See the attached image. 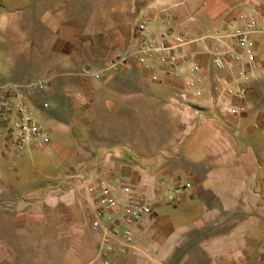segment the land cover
Masks as SVG:
<instances>
[{"label":"crops","instance_id":"crops-1","mask_svg":"<svg viewBox=\"0 0 264 264\" xmlns=\"http://www.w3.org/2000/svg\"><path fill=\"white\" fill-rule=\"evenodd\" d=\"M103 4L37 0L29 41L0 15V30H9L4 45L14 53L10 59L2 51L9 68L0 74V93L42 83L28 104L50 137L43 150L16 154L0 122V205L35 217L61 208L70 223L63 236L80 238V264H143L177 249L199 253L196 264H264V113L250 98L252 84L264 81V40L254 36L256 70L243 100L224 96L231 78L203 47L210 38L211 51L213 38L242 29L252 12L264 15V0ZM75 14L73 28L68 16ZM144 18L154 20L155 32L190 42L187 52L202 70L199 98L184 77L152 83L128 59ZM182 181L191 188L177 203L156 201ZM127 183L151 200L152 215L129 226V246L114 241L108 251L104 235L120 226L121 208L100 213L89 189L120 198ZM165 204L170 213L159 216Z\"/></svg>","mask_w":264,"mask_h":264},{"label":"built area","instance_id":"built-area-1","mask_svg":"<svg viewBox=\"0 0 264 264\" xmlns=\"http://www.w3.org/2000/svg\"><path fill=\"white\" fill-rule=\"evenodd\" d=\"M153 23L152 18L137 22L134 30L136 46L128 59L147 73L152 83H158L162 78L178 80L184 77L185 86L192 91L191 95L199 98L202 70L187 52L190 42L182 36H175L169 30L155 32ZM254 36L264 40V15L259 11L246 17L242 29L225 37L213 38L211 51L210 38L203 43L205 51L214 56L213 67L231 78L223 92L226 98L243 100L246 96V85L250 83L256 70ZM43 89L44 85L37 82L1 91L0 117H4L7 143L16 154L40 151L50 144L48 131L40 126L28 104L30 96ZM181 96L186 99L187 95L183 93ZM262 123L264 125V118ZM190 188L188 183L177 184L156 201L177 203ZM118 191L120 198L108 196L106 190L98 193L94 188L89 189L100 213L106 214L121 208L120 226L104 235L106 243L111 241L108 251H111V243L114 241H119L122 246H129L132 243L129 226L152 215L151 200L139 192L134 184H124Z\"/></svg>","mask_w":264,"mask_h":264},{"label":"rangeland","instance_id":"rangeland-1","mask_svg":"<svg viewBox=\"0 0 264 264\" xmlns=\"http://www.w3.org/2000/svg\"><path fill=\"white\" fill-rule=\"evenodd\" d=\"M36 1L37 0H0V15H4L7 17L8 21H12L14 23L12 27L17 26L19 30L17 32L18 35L22 31L23 34L21 33L19 37L23 35L24 40L31 37L32 17L36 16L34 13ZM107 1L106 3V0H104L103 6L110 3V0ZM133 2L137 3V0H118V5L120 8L125 9ZM76 16V14L70 17L68 16L73 28H75L77 24ZM136 21V18L131 21L132 25ZM8 33L5 34L0 30V74L5 71L4 68H9V60L7 63L6 61L3 62L4 54H2V51L7 48L6 51L8 55L6 56L10 59L14 57L13 51L4 45V40L6 41V39L9 38ZM23 51L24 56L29 58V47L24 46ZM206 72L205 82L210 83L209 66ZM93 78H95V75H93ZM95 79H99V76ZM29 81L34 84L37 83L36 80ZM232 83L233 82H231V84ZM251 91L250 98L254 101L257 108L262 106L260 110L264 113V81H260L254 85L252 84ZM3 119L4 117H0V122H3ZM150 175L152 178L155 176V174ZM37 181L44 182L41 176L37 178ZM181 183L183 184L184 182L182 181ZM29 187L30 186L27 188ZM166 191H164L161 196L166 195ZM171 208L172 205L165 204L164 207H161L163 212L159 211L160 208L156 209L157 214L166 217L169 215V210ZM61 210L62 209L59 208L48 211L45 207L43 213L35 217L34 214L23 213L22 215H17L16 212H9L6 210L5 206L0 205V264H66V262H69V264H80L79 262L82 257L78 246L80 238L63 236V232L70 227V223L67 224L62 221V216L65 213ZM73 224L76 225V222ZM75 227L76 226L72 228ZM193 234L196 235L197 233L194 232ZM177 250V252L167 254L165 257H163L162 254L161 257H157V259L152 258V261H144L143 264H196L202 261L199 257V253H183L179 252V249Z\"/></svg>","mask_w":264,"mask_h":264}]
</instances>
